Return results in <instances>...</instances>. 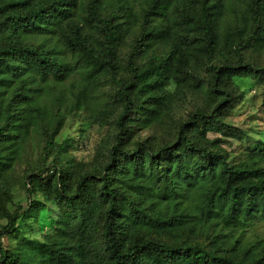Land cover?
I'll return each instance as SVG.
<instances>
[{
	"label": "trees",
	"instance_id": "trees-1",
	"mask_svg": "<svg viewBox=\"0 0 264 264\" xmlns=\"http://www.w3.org/2000/svg\"><path fill=\"white\" fill-rule=\"evenodd\" d=\"M187 1L200 6L196 50L200 63L212 66L209 95L155 143L141 133L161 120L163 99L155 92L179 46L160 53L155 47L172 39L165 22ZM226 1L142 0L140 34L124 78L119 17H102V0H0V264H264V241L247 245L232 235L264 220V142L245 160L222 147L229 140L240 145L244 136L225 122L243 99L235 79L262 87L264 125V65L245 60L247 49L264 44V0H252L225 25V39L236 38L232 58L218 47ZM95 30L102 48L90 37ZM215 50L223 55L219 62ZM145 57L151 63L140 66ZM176 73L179 84L193 78L190 69ZM106 81L105 98L118 110L113 133L95 163L76 164L68 142L58 137L70 119L103 114L97 95ZM190 85L201 88L199 80ZM31 143L39 149L34 161ZM14 173L25 204L10 211ZM45 208L58 213L51 232L41 240L24 237L21 223L36 225ZM19 236L14 249L1 242Z\"/></svg>",
	"mask_w": 264,
	"mask_h": 264
},
{
	"label": "rangeland",
	"instance_id": "rangeland-1",
	"mask_svg": "<svg viewBox=\"0 0 264 264\" xmlns=\"http://www.w3.org/2000/svg\"><path fill=\"white\" fill-rule=\"evenodd\" d=\"M90 0H85L87 3ZM252 0H227L225 7L222 10L221 19L219 20L217 29L219 34V51L223 50L228 58H232V50L234 49L236 38L225 39V25L231 23L235 18L239 17L238 13L250 7ZM185 2V1H184ZM141 5L142 0H102L101 16L105 17L111 13L117 14L119 17L117 22L121 25L119 28V39L117 40V57L121 63V77H128L129 72L126 68V59L130 50L131 44L136 40L140 34L141 27ZM123 6H128L129 10H123ZM181 9H174L170 11L171 22H165L174 32V36L169 38L164 46H156L158 53L168 50L174 44L179 46L178 55L175 59L168 61L172 64L169 77L165 78L164 85L159 87L155 92L157 97L161 96L163 101L160 104L161 120L157 126H153L150 130L141 133L143 137H155V143L160 142L169 134L174 132L175 126L183 120L189 113L193 112L198 106L203 104L208 93V80L210 79V70L212 66H204L200 63V54L197 46L200 38L197 21L199 19V5H193L186 2V5ZM187 14H190L195 20H188ZM185 17V18H184ZM115 25V22L113 23ZM235 25V27H240ZM233 32L236 36L239 31ZM88 35V30H85ZM90 37L93 40L95 48H102L100 43L102 41V34L99 30L91 31ZM233 37V36H230ZM184 44L189 45L186 48ZM215 50L214 59L221 61L223 55ZM200 60H202L200 58ZM245 60L248 63L257 66L264 65V44L255 45L245 51ZM174 62V63H173ZM140 66H149L150 58H142L137 62ZM190 69L193 71V78L187 77L179 84L177 82V70ZM194 80H199L201 83L200 89H195L190 83ZM237 91L242 93L243 99L240 104L233 108L228 114L225 122L233 125L235 128L241 130L244 134L240 145L229 140L222 145L223 149L230 153L232 159L245 160L249 156V151H257L259 142H264V125L262 121L261 108V94L262 87L256 85L251 79H235ZM110 90L108 81L103 82L98 91V98L100 100L99 107L104 108L103 114L98 118H76L70 119L65 126L63 132L58 137V143L66 140L70 146L68 157H71L76 164H93L99 158L100 153L105 149L106 140L113 133L112 119L117 113V108L110 104L105 95ZM54 99H51L53 102ZM217 135L208 134L209 139H214ZM36 143H31V157L29 161L36 160L39 149L32 148ZM24 159V158H23ZM28 160H23L21 165L16 167L19 174L22 173ZM260 165H263L262 163ZM18 174L11 175L12 200L7 207L10 211L16 209L19 205L25 204V194L21 189V184L17 181ZM50 176L46 177L48 180ZM36 198L43 202L41 194H37ZM47 207V205H46ZM57 211H49L47 208L43 209L39 214L37 224L33 223L24 225L21 223L20 228L24 237H31L32 239H43L48 235L52 228L53 222L57 218ZM6 222L5 218L1 219L2 225ZM37 231V232H36ZM235 239H241L247 245H255L256 243L264 241V220H257L250 227L237 229L232 232ZM21 240L3 238L1 242L7 249L16 248Z\"/></svg>",
	"mask_w": 264,
	"mask_h": 264
}]
</instances>
